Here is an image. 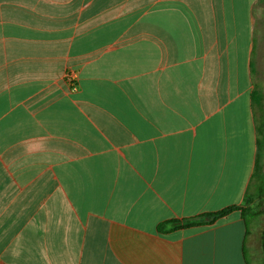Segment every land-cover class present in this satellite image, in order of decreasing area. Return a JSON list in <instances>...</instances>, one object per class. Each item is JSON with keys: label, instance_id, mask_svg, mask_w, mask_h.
<instances>
[{"label": "crops", "instance_id": "0c3cea01", "mask_svg": "<svg viewBox=\"0 0 264 264\" xmlns=\"http://www.w3.org/2000/svg\"><path fill=\"white\" fill-rule=\"evenodd\" d=\"M262 5L0 0V264H249Z\"/></svg>", "mask_w": 264, "mask_h": 264}, {"label": "rangeland", "instance_id": "374dc122", "mask_svg": "<svg viewBox=\"0 0 264 264\" xmlns=\"http://www.w3.org/2000/svg\"><path fill=\"white\" fill-rule=\"evenodd\" d=\"M259 11L262 13V19L259 21L261 22L264 31V0L262 9ZM261 186L264 187V178ZM250 191L252 192V188ZM250 194L251 193L248 192V199L249 197H252ZM256 196L258 197H253L252 200L249 199V201L244 204L245 207L251 209L245 215L246 219L249 221V235L247 243V256L249 258V264H263L262 243L264 239V196L262 197L260 194Z\"/></svg>", "mask_w": 264, "mask_h": 264}, {"label": "trees", "instance_id": "16d2710c", "mask_svg": "<svg viewBox=\"0 0 264 264\" xmlns=\"http://www.w3.org/2000/svg\"><path fill=\"white\" fill-rule=\"evenodd\" d=\"M249 199L246 200L247 203ZM239 211L241 213L242 219L244 220L247 228L249 227V221L246 219L245 215L251 209L245 206H229L223 210L217 212H210L201 214L195 218H185V219H174L164 222L159 225L158 231L160 233H169L175 230H185V229H201L205 227H211L215 225L219 220L226 218L231 212ZM249 229V228H248ZM263 248V264H264V239L262 243Z\"/></svg>", "mask_w": 264, "mask_h": 264}, {"label": "built area", "instance_id": "2783aa9c", "mask_svg": "<svg viewBox=\"0 0 264 264\" xmlns=\"http://www.w3.org/2000/svg\"><path fill=\"white\" fill-rule=\"evenodd\" d=\"M64 79L72 90H77V88H78V75H77L76 71L68 70L64 75Z\"/></svg>", "mask_w": 264, "mask_h": 264}]
</instances>
